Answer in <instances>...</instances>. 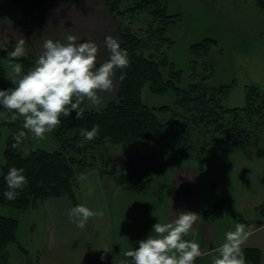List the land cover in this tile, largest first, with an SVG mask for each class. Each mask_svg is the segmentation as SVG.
<instances>
[{"label":"crops","instance_id":"1","mask_svg":"<svg viewBox=\"0 0 264 264\" xmlns=\"http://www.w3.org/2000/svg\"><path fill=\"white\" fill-rule=\"evenodd\" d=\"M168 2L170 7V0ZM20 15V7L13 0H0V48H8L12 41L24 38L26 53L38 58L45 40L63 42L72 34L78 37V42L96 43L99 66L109 57L105 38L113 34L120 42L118 22L108 12L107 0H46L42 11L31 17L27 29L21 28ZM248 42L246 47L232 52V64H223V77L218 80L221 85L232 81L226 98L228 107L244 106L248 85L264 90V39L254 38ZM5 68L7 75L0 81V90L14 87L8 61ZM214 74L215 70L212 76ZM113 81L111 92L99 93L102 97L99 106H90L87 101L82 105L86 109L105 108L117 98L116 71ZM1 113L0 121L5 122L7 114ZM8 134V128L2 125L0 162ZM27 134L30 137L27 138ZM25 135L18 138L22 152L23 149L28 153L35 148L49 151L56 148L52 133H46L43 140L35 139L28 130ZM168 147L162 151L164 166L147 194L120 186L114 175L105 180L110 173L102 164L93 163L79 175L76 192L80 203L104 213L102 217L90 219L84 229L69 221L67 213L74 206L67 197H48L29 207L43 214L47 225L42 242L31 246L22 243L27 254H19L18 263L101 264L114 261L121 264L122 260H130L124 252L138 247V242L152 233L154 224L172 222L180 212L190 211L200 216L185 237L200 245L202 255L195 264H211L224 233L234 230L237 224L245 225L249 233L242 250L258 248L261 264H264V225L248 229L245 224L256 218V208L264 201V157L249 158L237 149L221 147L215 154L205 155L198 161ZM94 166L97 170L91 173ZM219 200L225 202L222 217L213 222L205 221L204 211ZM10 245L0 252V264L15 263L10 257Z\"/></svg>","mask_w":264,"mask_h":264},{"label":"trees","instance_id":"2","mask_svg":"<svg viewBox=\"0 0 264 264\" xmlns=\"http://www.w3.org/2000/svg\"><path fill=\"white\" fill-rule=\"evenodd\" d=\"M20 7V26L27 29L31 17L39 14L46 0H13ZM264 10V0H256ZM111 17L118 22L120 47L126 49L129 66L117 69V98L103 109H86L82 119L76 118L73 111L69 117H61V123L51 132L56 148L49 151L41 148L31 149L23 154L19 136L27 133L23 120L18 116L13 122V113L0 106L7 114L1 127L8 128V137L0 162V203L26 211L38 201L48 197H67L73 206L80 203L76 192L77 178L93 165L88 153L106 144L127 146L134 140L151 143H166L181 155L198 161L205 155H213L218 149L219 135L228 142L229 147L243 152L247 157H264L261 145L264 133V90L253 85L245 88V104L242 107H228L224 104L233 84L211 86L208 77L214 72L212 64L206 65L208 75L186 87L181 85L182 70L176 68L166 53V47L174 41L168 36L171 26L182 21L178 13H170L168 0H107ZM17 41L8 48H0V81L7 71L5 62L14 50ZM217 41L204 38L191 46L190 52L195 59L209 55ZM36 57L25 56L11 61L20 63L26 73L34 67ZM196 60H193L194 63ZM166 69V72H164ZM124 74L121 81L119 77ZM148 83L150 91L158 94L173 92L174 104L149 106L142 97ZM170 113L168 119L159 114ZM203 126L211 134V140L197 146L191 134V125ZM99 126V133L91 141L85 140L82 133ZM1 150V146H0ZM107 156V152H102ZM164 153L151 152L128 158L124 168L117 174L115 181L120 186L147 194L151 191L156 176L164 166ZM23 169L27 185L18 191V197L9 201L4 197L8 190L5 176L10 168ZM106 171H108L105 168ZM109 173V171H108ZM224 200H219L204 211V219L213 222L223 214ZM248 229L264 225V201L256 208V218L245 222ZM19 219L0 214V252L9 244L18 243L17 230ZM23 253L27 250L19 244ZM246 264H261V251L258 248L243 249Z\"/></svg>","mask_w":264,"mask_h":264},{"label":"clouds","instance_id":"3","mask_svg":"<svg viewBox=\"0 0 264 264\" xmlns=\"http://www.w3.org/2000/svg\"><path fill=\"white\" fill-rule=\"evenodd\" d=\"M104 44L109 57L98 66L96 43L78 42V37L72 34L63 42L47 39L34 67L24 73L20 63L11 62L26 55V40L19 39L9 53L10 81L14 87L0 90V106L13 113L11 121L22 117L23 128L37 140L45 139L46 133H51L61 123V117L67 118L73 111L77 119H82L81 104L87 101L90 106H99L102 103L99 93L111 92L115 71L127 68L130 63L127 50L120 47L117 39L107 36ZM124 78L121 74L119 80ZM98 133L96 125L83 135L85 140L91 141ZM23 172L15 167L9 169L5 176L8 190L3 194L7 200H15L17 190L27 185ZM67 215L77 228L84 229L90 219L102 217L104 213L78 204L70 208ZM199 219L198 214L189 211L180 212L172 222L154 224L152 233L141 239L138 247L124 252L130 260H122L121 264H195L202 255L200 245L185 237ZM248 235L243 224L225 232L211 264H246L242 245Z\"/></svg>","mask_w":264,"mask_h":264},{"label":"rangeland","instance_id":"4","mask_svg":"<svg viewBox=\"0 0 264 264\" xmlns=\"http://www.w3.org/2000/svg\"><path fill=\"white\" fill-rule=\"evenodd\" d=\"M169 8L170 13H178L182 16L180 23L169 28L168 36L174 43L170 47H166V53L176 68L182 70L181 85L183 87L194 81L191 77L192 74L195 75L196 80L206 77L208 71H206L205 66L210 64L213 65L215 74L206 78L207 84L211 86L221 85L218 84V80L223 77L222 67L223 64H232V52L246 47L249 44L248 40L264 39V11L256 4V0H170ZM110 36L114 37L113 34ZM204 38L215 39L217 45L212 47L207 57L195 59L190 52L191 46ZM222 53H224L223 57H221ZM193 60L196 61L193 63ZM226 78H229V75ZM231 83L230 80L227 84ZM142 97L149 106H172L175 94L173 92L153 93L147 83L143 89ZM228 103L227 100L224 102L226 106ZM170 115V113L159 114L160 118L164 120L168 119ZM190 130L197 146L211 140V134L203 126L192 124ZM30 134L32 133L30 132ZM28 137H30L29 134H27ZM218 137L220 147L230 148L223 136L219 135ZM3 142L1 139V143ZM261 145H264V133ZM167 147L168 145L163 142L151 143L140 139L132 141L127 146L108 143L101 149L89 151L88 158L96 165L102 164L110 173L104 179L110 180L114 172L117 174L124 168V163L128 158L151 152L166 151L168 150ZM23 152L27 154L25 149ZM102 152H107V156H102ZM95 170H97L96 166L93 167L91 173H94ZM0 214L19 218L18 243L13 242L10 245V257L15 261L14 264H19L18 255L23 253L19 249V244L31 246L42 242V233L47 225L46 219L43 214L33 211L32 208L22 212L18 208L1 203ZM73 264L75 263L73 262ZM101 264L116 263L112 261Z\"/></svg>","mask_w":264,"mask_h":264}]
</instances>
